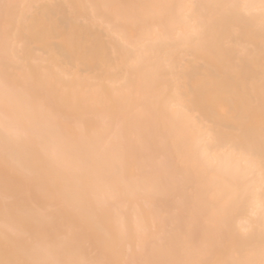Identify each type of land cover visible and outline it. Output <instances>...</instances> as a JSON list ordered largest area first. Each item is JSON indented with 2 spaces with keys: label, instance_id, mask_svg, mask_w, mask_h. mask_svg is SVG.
Listing matches in <instances>:
<instances>
[{
  "label": "bare ground",
  "instance_id": "1",
  "mask_svg": "<svg viewBox=\"0 0 264 264\" xmlns=\"http://www.w3.org/2000/svg\"><path fill=\"white\" fill-rule=\"evenodd\" d=\"M264 0H0V260L262 264Z\"/></svg>",
  "mask_w": 264,
  "mask_h": 264
},
{
  "label": "snow or ice",
  "instance_id": "2",
  "mask_svg": "<svg viewBox=\"0 0 264 264\" xmlns=\"http://www.w3.org/2000/svg\"><path fill=\"white\" fill-rule=\"evenodd\" d=\"M261 131L264 135V105L261 110ZM27 250L33 257L26 260H0V264H87L86 261L64 260L56 257V248L50 245L43 237H29ZM264 264V261H262Z\"/></svg>",
  "mask_w": 264,
  "mask_h": 264
}]
</instances>
